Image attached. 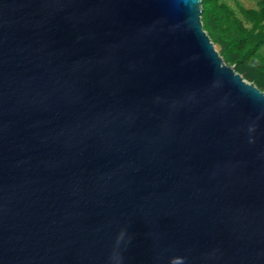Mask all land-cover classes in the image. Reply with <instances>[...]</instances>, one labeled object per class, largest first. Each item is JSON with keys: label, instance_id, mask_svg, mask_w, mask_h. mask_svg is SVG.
Wrapping results in <instances>:
<instances>
[{"label": "water", "instance_id": "water-1", "mask_svg": "<svg viewBox=\"0 0 264 264\" xmlns=\"http://www.w3.org/2000/svg\"><path fill=\"white\" fill-rule=\"evenodd\" d=\"M201 0H0V264H264V90Z\"/></svg>", "mask_w": 264, "mask_h": 264}, {"label": "trees", "instance_id": "trees-1", "mask_svg": "<svg viewBox=\"0 0 264 264\" xmlns=\"http://www.w3.org/2000/svg\"><path fill=\"white\" fill-rule=\"evenodd\" d=\"M203 27L226 63L264 90V0L246 7L234 0H201Z\"/></svg>", "mask_w": 264, "mask_h": 264}, {"label": "rangeland", "instance_id": "rangeland-1", "mask_svg": "<svg viewBox=\"0 0 264 264\" xmlns=\"http://www.w3.org/2000/svg\"><path fill=\"white\" fill-rule=\"evenodd\" d=\"M227 2H229L230 4H232L233 6H236L235 1L234 0H226ZM258 1L259 0H239V2L241 4H243L246 7H257L258 5ZM216 49L219 51L220 46L218 44H215ZM264 52V49H263ZM248 80V79H246ZM249 81V80H248Z\"/></svg>", "mask_w": 264, "mask_h": 264}]
</instances>
